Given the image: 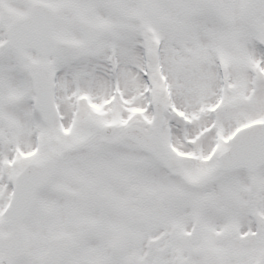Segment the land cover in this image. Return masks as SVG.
Segmentation results:
<instances>
[{
  "label": "snow or ice",
  "instance_id": "obj_1",
  "mask_svg": "<svg viewBox=\"0 0 264 264\" xmlns=\"http://www.w3.org/2000/svg\"><path fill=\"white\" fill-rule=\"evenodd\" d=\"M0 264H264V0H0Z\"/></svg>",
  "mask_w": 264,
  "mask_h": 264
}]
</instances>
